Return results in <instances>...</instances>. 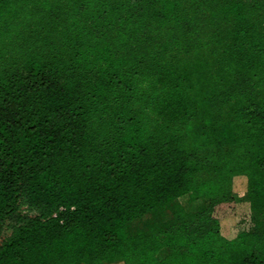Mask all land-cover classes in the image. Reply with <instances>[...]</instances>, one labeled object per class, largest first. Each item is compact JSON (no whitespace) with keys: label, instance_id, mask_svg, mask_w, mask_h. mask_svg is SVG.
<instances>
[{"label":"trees","instance_id":"obj_1","mask_svg":"<svg viewBox=\"0 0 264 264\" xmlns=\"http://www.w3.org/2000/svg\"><path fill=\"white\" fill-rule=\"evenodd\" d=\"M5 224L0 264H264V0H0Z\"/></svg>","mask_w":264,"mask_h":264},{"label":"rangeland","instance_id":"obj_2","mask_svg":"<svg viewBox=\"0 0 264 264\" xmlns=\"http://www.w3.org/2000/svg\"><path fill=\"white\" fill-rule=\"evenodd\" d=\"M237 201L231 205V206H227V207H222V208H218L215 212V215L220 218V219H225L228 220V223H232L231 220V216L230 215H234L235 217V224L238 227L239 230H242L244 228H247L250 224L251 221V216L248 212V210H245V206L244 204L247 205L248 203V199H247V195L244 191H239L237 193ZM181 203H183V205H185L186 208L188 209H193L195 207H197L199 205V203L197 202H192L188 195L182 196L180 199ZM237 209H236V208ZM238 207L239 210H238ZM237 210V211H236ZM236 211V212H235ZM235 212V213H233ZM148 215H145L141 220H136L134 222V225L139 226L142 224V222L144 221V219H147ZM225 224V225H226ZM223 225V227L225 226ZM10 233V227H8V224L2 225L0 226V242ZM166 253L165 249H162L159 253V255L162 257L164 256Z\"/></svg>","mask_w":264,"mask_h":264},{"label":"crops","instance_id":"obj_3","mask_svg":"<svg viewBox=\"0 0 264 264\" xmlns=\"http://www.w3.org/2000/svg\"><path fill=\"white\" fill-rule=\"evenodd\" d=\"M244 206H245V210H248V212H249V214L251 216L252 210H251V207H250V202L248 201L247 205L244 204ZM239 208L240 207H238V210H239ZM235 212H233V213H235ZM230 216H231L232 223L226 224L224 227H222L221 230H222L223 235H225L228 238H233V237H235L239 233L240 230L238 229V227L235 224V220L236 219H235L234 215H230Z\"/></svg>","mask_w":264,"mask_h":264},{"label":"built area","instance_id":"obj_4","mask_svg":"<svg viewBox=\"0 0 264 264\" xmlns=\"http://www.w3.org/2000/svg\"><path fill=\"white\" fill-rule=\"evenodd\" d=\"M250 225H251V221H250V224H249V226H250ZM249 226H248V227H249ZM248 227H247V228H248Z\"/></svg>","mask_w":264,"mask_h":264}]
</instances>
